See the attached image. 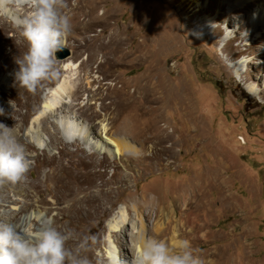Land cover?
Segmentation results:
<instances>
[{"label": "rangeland", "instance_id": "rangeland-1", "mask_svg": "<svg viewBox=\"0 0 264 264\" xmlns=\"http://www.w3.org/2000/svg\"><path fill=\"white\" fill-rule=\"evenodd\" d=\"M142 1H102L97 15H103L104 26H88L86 31L78 27L75 0H67L68 6L64 10L71 18V32L65 47L71 51L70 56L75 60H85V66L89 72L92 71L90 79H84L82 83L86 84L95 77L102 83L98 90L93 83L91 86L84 85V95L78 102L83 104L79 106L87 107L89 113L81 116L78 107L74 112L82 118L81 122L90 126L96 124L97 128L100 123L107 125L109 136L126 139L136 151L135 154H122L118 159L99 155L105 160L103 179L110 181L116 193V204L111 202V213L114 214L119 205L129 208L137 206L144 197L158 205L160 200L168 206L183 189H199L204 192L200 202L202 203L205 197L211 201L213 218L209 229L211 239L195 243L201 257L204 260L213 259L220 264L221 260L207 254L218 248L227 255L224 261L230 264H238L242 256L243 264H258V261L264 258V94L261 95L260 101L245 90L243 83L239 82L237 75L222 59L219 53L221 42L216 44L220 37L226 33L230 34L234 28L237 31L238 22L229 16L230 24L219 22V30L222 29L223 33H207L198 26L192 27V24L195 25L197 18L199 21L218 10V5L214 10L208 9V0H200L199 7H195L197 5L191 0H147L146 9ZM246 1L235 0L234 3L239 6L245 5ZM248 1L255 5L264 3ZM131 3H135L132 9L129 7ZM229 3L230 0L226 4ZM19 9H23L22 13H31L28 6ZM219 11L222 12L221 9ZM229 11V6L226 5L223 13L230 15ZM2 15L12 21V14L7 15L6 12L0 11V16ZM211 24L210 29H213L217 22L214 20ZM245 31L241 30L237 38L230 39L232 45L226 48L225 53L229 54L232 60L243 56L248 58V54L235 56L230 52L232 48L236 50L245 45V41L241 39ZM11 33L7 30L8 36H11ZM263 34L264 27L254 33L252 40L248 42L249 45L262 47L254 41ZM19 35L23 37L20 32ZM97 35L104 40L124 41L117 66L110 65V61L94 63L89 58V53H99L102 56V52L88 42L90 37ZM175 42H178V45ZM145 54L148 56L146 62L143 61ZM252 56L256 57L260 65L258 67L249 64L246 69L249 82L253 75L264 71V57ZM0 72L2 80L12 82L13 74L8 71ZM147 76L150 87L162 86L166 87V91L162 94L156 92L152 96L148 116L142 118L138 103L141 99L143 79ZM114 87L122 88L128 94L127 97L134 98L132 122L126 119L125 114L118 112L119 100L111 94ZM48 90L50 88H43L42 98L48 97ZM7 91H10V88H7ZM160 96L166 100L158 104L156 99ZM172 99L179 102L178 107ZM1 101L5 106L4 112L8 107L13 108L12 100L7 97H3ZM96 109H100L98 117L93 116ZM4 124L13 130H19L16 123ZM163 124L170 138L157 145L156 129L160 133ZM146 127L150 128V131H147ZM26 129L28 133L30 130L35 131L31 124L22 132L27 133ZM171 131L174 133L171 134ZM30 136L32 137V133ZM33 138H37L36 134H33ZM40 146L50 151L45 142ZM79 147L78 144H73L71 149L78 150ZM28 178L43 181L45 176L37 177L31 173ZM208 180L210 186L207 185ZM10 197L14 201L1 204L0 217L5 219L12 214L13 217L17 215L16 219H19L30 214L29 224L24 230L34 236L39 228L34 217L38 212H45V209H25L21 196L11 192ZM37 198L43 199L45 196L39 194ZM47 199L44 208L51 206L50 196H47ZM179 211L175 206L170 207V212ZM54 213L55 211H52L48 219H52ZM111 221L112 216H105L103 228H108ZM12 223L17 225L16 220ZM244 227L256 242L254 258L243 254V244L238 241L240 239L232 241V231L236 236ZM138 230V217H131V237L126 236L129 244L132 237L138 236ZM204 231L206 234L208 230ZM103 239L105 245L99 250V254L110 257L105 264L118 261L121 250L114 242L111 243L108 230ZM122 253L133 259L130 250L124 249ZM115 254L118 255L117 258Z\"/></svg>", "mask_w": 264, "mask_h": 264}, {"label": "bare ground", "instance_id": "bare-ground-1", "mask_svg": "<svg viewBox=\"0 0 264 264\" xmlns=\"http://www.w3.org/2000/svg\"><path fill=\"white\" fill-rule=\"evenodd\" d=\"M102 1L104 0H83L82 2L75 0L74 6L78 9L76 17L79 18V28L86 31L88 26H104L103 15L102 17L97 15L98 7ZM191 1L197 5L195 7L200 6V0ZM228 1L208 0L206 4L208 9L214 10L218 5V10L216 9L211 14H207L199 21L197 18L194 22L195 25L192 24V27L198 26L203 32L207 33H223L222 29L219 30V27L221 28L219 22L230 24V17L238 22L237 28L239 27V29L236 31L234 28L230 34L226 33L225 36L222 34L223 37H220L216 44L221 42L219 53L226 65L237 75L236 78L239 82L243 83L245 90L261 101V95L264 94V71L256 74V76L253 75L251 82H249L246 69L251 63L258 65V67L260 65L256 57L252 55L264 57V34L254 41L255 44L262 47H252L248 43L252 40L254 33L264 27V3L255 5L247 0L245 5L237 6L238 4L234 3L235 0H230L231 3L226 4ZM258 1L264 2V0H255V3ZM142 5L146 9L147 0H143ZM226 5L229 6L230 15L223 13V10H226ZM134 6L135 3L129 5L131 9ZM22 10L9 8L4 10V12L7 15H11L13 11L21 16L28 15L22 13ZM2 16H0V71H8L13 76L11 75L12 82H9L10 80H2V77H0V108L3 110L5 108L1 101L3 97L12 100L13 108L8 107L4 115H0V123H16L19 125V130L11 129V131L16 139L25 146L26 154L33 161L27 177L29 174L34 173L37 177L44 175L45 179L39 181L36 178H27L26 181L16 185L7 184L0 186V206L10 200L14 201L10 197L11 192L21 196L24 200L25 209H30L31 207L45 209V212H38V214L35 212L36 217L34 218L37 221V226H40V223L48 219L52 211H55L51 217L54 226L61 232L71 233L67 247L86 257L89 264H105V261L110 260V257L99 254V250L105 245L103 235L107 230L111 243L114 242L121 250L118 261L126 260L129 264H131L132 259L127 254L122 253V251L128 249L132 253V257H134L137 248L147 238L164 240L172 249L178 248L184 240L190 241L195 249V243H202L203 239L209 241L211 239L209 229L213 220L211 201L205 197L201 203L200 198L204 195V192L196 188L183 189L168 206L164 205L160 200L158 205L153 201H147V198L144 197L138 202L139 205L137 206L133 205L129 208L119 205L115 209L114 214L111 213L113 205L116 204L114 202L116 193L110 181L103 179L105 160L104 157H99V155H107L118 159L122 154H135L136 151L126 139L109 136L107 125L100 123L97 128L96 124L90 126L88 123L81 122L79 114L74 112L76 107H78L81 116L89 113V109L85 106H79L82 103L78 101L84 95V85L91 86V83H93L98 90L102 85L101 81L95 77L92 81H87L86 84L82 83V80L90 79L89 76L92 71L90 70L89 72L85 66V60H75L70 56L68 59L59 60L60 62H58L61 70L59 79L45 81L35 92L29 91L15 77V73L19 69L16 61L28 51V41L24 37H20L19 32L22 34L20 28L14 26L12 21H8L9 19L4 15ZM3 18H6L5 20L10 24ZM214 20L217 25L210 29ZM244 29L246 31L241 39L245 41V45L236 50L232 48L230 52H233L235 56L248 54V58L243 56L232 60L229 58L230 55L225 53L226 48L232 45L230 39L237 38L240 31ZM7 30L12 32L11 36L7 35ZM88 42L96 50L102 52V56L99 53L88 54L94 63L110 61V65H118L124 41L121 39L104 40L97 35L90 37ZM175 43L178 45V42ZM89 58H87V61H89ZM147 60L148 56L145 54L143 61L146 62ZM148 76L143 79L141 99L138 103V111L142 118L148 116L152 96L156 92L162 94L166 91V87H150ZM44 87H48L50 90L46 92L48 97L44 96L42 98L41 93ZM7 88H10V91H7ZM111 94L119 100L118 112L125 114L126 119L132 122L134 98L131 96L127 97L128 94L122 88L114 87ZM163 100L165 102L166 99L160 96V98L156 99V102L160 104ZM172 100L175 101V99ZM178 105L179 102L176 100L175 106L178 107ZM99 113L100 109H96L93 112V116L98 117ZM29 124L35 131L30 130L28 133V129H26L27 133L22 132ZM164 127L165 124H163V129H161L160 133L156 129L158 133L157 145L165 143L170 138ZM146 129L150 131V128L146 127ZM31 133L32 137L30 136ZM173 133L171 131V134ZM33 134H36L37 138H33ZM42 142H45L46 147L50 151L40 146ZM73 144H78L80 146L79 149L72 150L71 146ZM207 185L210 186L209 180ZM39 194H43L45 198L38 199L37 195ZM47 196L51 198V206L44 208L48 202ZM111 202H114L113 205ZM173 206L179 208V213L170 212V207ZM23 210L24 208L21 209V211ZM7 212L3 214L4 217ZM132 212L134 215H132ZM107 215L109 217L112 216V221L108 228H103L104 217ZM134 216L138 217V236L132 237V241L129 244L126 241V236L131 237L129 235V222L130 218ZM16 218L17 215L13 217L12 214L5 219L0 217V219L8 222L16 220L18 227L26 235L32 236L24 230L29 224L31 215L27 214L23 218ZM204 230H208L206 234ZM233 232L231 233L232 241L233 239L235 241L240 239L238 241L243 244V254L254 258L256 255L254 248L257 246L254 237L248 233L247 228H242L241 233L236 236L233 235ZM85 241H87L86 246L81 248ZM207 254L211 257H217V260H221L220 264H230L224 261L227 255L218 248ZM199 255L201 256L200 252ZM117 257L118 255L115 254V258ZM243 260L244 257L242 256L240 258L241 263L238 262V264H243ZM118 261H113L110 264H118ZM203 261L204 264H218L213 259H203ZM258 264H264V258H261Z\"/></svg>", "mask_w": 264, "mask_h": 264}, {"label": "clouds", "instance_id": "clouds-1", "mask_svg": "<svg viewBox=\"0 0 264 264\" xmlns=\"http://www.w3.org/2000/svg\"><path fill=\"white\" fill-rule=\"evenodd\" d=\"M25 6L31 8L30 15L21 16L13 11L10 16L29 44L28 51L16 61L19 69L15 77L22 86L35 92L43 82L61 76L56 54L66 46L71 18L64 11L67 0H0V11ZM0 115H4L2 108ZM11 129L0 123V186L26 181L32 167L25 146ZM70 237L71 233L59 231L50 218L41 222L34 236L26 235L15 223L0 219V264H89L86 257L67 247ZM118 264L129 262L121 260ZM131 264H204V261L188 240L172 249L164 240L147 238L137 248Z\"/></svg>", "mask_w": 264, "mask_h": 264}, {"label": "water", "instance_id": "water-1", "mask_svg": "<svg viewBox=\"0 0 264 264\" xmlns=\"http://www.w3.org/2000/svg\"><path fill=\"white\" fill-rule=\"evenodd\" d=\"M58 60L67 59L71 55V51L65 47L62 51L58 52L57 54Z\"/></svg>", "mask_w": 264, "mask_h": 264}]
</instances>
